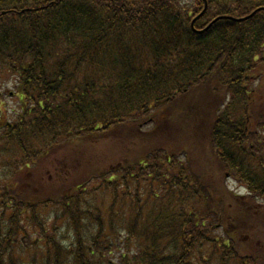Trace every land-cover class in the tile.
Instances as JSON below:
<instances>
[{"label":"trees","instance_id":"obj_1","mask_svg":"<svg viewBox=\"0 0 264 264\" xmlns=\"http://www.w3.org/2000/svg\"><path fill=\"white\" fill-rule=\"evenodd\" d=\"M1 76L0 264H264V0H0Z\"/></svg>","mask_w":264,"mask_h":264},{"label":"rangeland","instance_id":"obj_2","mask_svg":"<svg viewBox=\"0 0 264 264\" xmlns=\"http://www.w3.org/2000/svg\"><path fill=\"white\" fill-rule=\"evenodd\" d=\"M10 77L11 76H1L0 77V79H1L0 80V88H1V93H2V96L0 98V115H7L8 117H12L13 116L12 113L18 112V110L20 109L19 102H18V97L15 95V91H16L14 89L15 82H14V84L12 82H10V80H8V79H11ZM112 140L115 141V139H112ZM83 143L84 142H82L81 145H75L72 148L71 147L68 148L70 150L69 152L73 153L74 150H77L76 152L79 153L80 151H83L84 154H85V157H88V156H91L92 157L93 156V152L90 153L89 150H94V149H87L86 150L84 148L85 146H84ZM107 146L110 147L111 149H113V151H116V153L118 152L117 150H119L121 148V144L119 142H118L117 146H115V143H108ZM142 148H144V147H142ZM133 150H136L135 154H137L138 152H141L142 151L141 149L140 150L139 149H133ZM62 158L63 157H60V158H58V159L55 160V165L56 166L58 165V160L60 159L62 161L63 160ZM46 163H45L46 165H52V164H54V163H52V161L51 162L47 161ZM65 164H70V162L65 161ZM205 166L206 167H209L210 164L209 163H208V165L205 164ZM86 170L87 169L85 168V164H83L78 169V172L72 173L70 177H74L73 180L76 181V182L77 181L78 182H81L82 180H85L87 178ZM69 173H67L65 175H68ZM53 177L54 178H58V177L63 178L59 173H55V175ZM225 186H226V188L230 192L235 193L237 196L244 194L243 188L240 187L239 185H237L235 182L231 181V179L225 180ZM131 190H132V188H131ZM148 206H150V205H148ZM258 228L262 229L259 226H258ZM260 231L261 230H255L254 231V232H256V233L259 234V235L256 234V235H258L259 238H261Z\"/></svg>","mask_w":264,"mask_h":264}]
</instances>
